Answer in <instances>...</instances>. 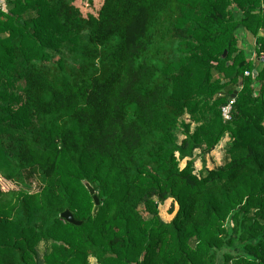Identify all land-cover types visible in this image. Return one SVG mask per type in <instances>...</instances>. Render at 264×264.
I'll list each match as a JSON object with an SVG mask.
<instances>
[{"label":"trees","instance_id":"obj_1","mask_svg":"<svg viewBox=\"0 0 264 264\" xmlns=\"http://www.w3.org/2000/svg\"><path fill=\"white\" fill-rule=\"evenodd\" d=\"M78 1L0 4V264H264V0Z\"/></svg>","mask_w":264,"mask_h":264},{"label":"rangeland","instance_id":"obj_2","mask_svg":"<svg viewBox=\"0 0 264 264\" xmlns=\"http://www.w3.org/2000/svg\"><path fill=\"white\" fill-rule=\"evenodd\" d=\"M102 3L103 0H84V1H78L76 5L81 10L82 14L86 17L88 14H92L96 16ZM251 56L253 55L251 54ZM181 138L182 137L180 136V139ZM228 142H229L228 139H224L213 153L206 156V158L204 159L205 163L202 160V156H199L200 159H197L195 162L196 170L198 172H201L204 165L206 168L209 169H213L216 166H219L223 161L224 152ZM184 166H185V162H182L181 168H183ZM0 185L5 191L16 188L14 184L5 181L1 176H0ZM171 207H172V200H168L164 205H161L159 207L160 216L167 223L171 222L178 209L177 205H174V213L171 214L170 213ZM90 264H96L95 260L91 259Z\"/></svg>","mask_w":264,"mask_h":264},{"label":"water","instance_id":"obj_3","mask_svg":"<svg viewBox=\"0 0 264 264\" xmlns=\"http://www.w3.org/2000/svg\"><path fill=\"white\" fill-rule=\"evenodd\" d=\"M5 1H6V0H0V4H3L4 7H5ZM224 57H225V54H224ZM240 85H241V84H240ZM240 89H241V88H238V89L236 90V92L234 93V95H232V99L235 98L237 92H239ZM85 187H86V189L88 190L89 194L93 197V202H94V204H95L94 214H96L97 211H98V208H99V206H100V204H101L100 199H99V197L97 196L96 191L94 190V188L91 186L90 183L85 182ZM61 218H62L63 220H65L67 223H70V224H72V225H75V226H81V225H82V222L77 221V220L75 219L74 215H73L69 210L65 211V212L61 215Z\"/></svg>","mask_w":264,"mask_h":264},{"label":"built area","instance_id":"obj_4","mask_svg":"<svg viewBox=\"0 0 264 264\" xmlns=\"http://www.w3.org/2000/svg\"><path fill=\"white\" fill-rule=\"evenodd\" d=\"M253 57H255V55L253 54ZM248 75V73H246ZM234 99H230L228 101V104H226L223 108H222V116L224 121L228 122L232 120V110H233V104H234Z\"/></svg>","mask_w":264,"mask_h":264},{"label":"crops","instance_id":"obj_5","mask_svg":"<svg viewBox=\"0 0 264 264\" xmlns=\"http://www.w3.org/2000/svg\"><path fill=\"white\" fill-rule=\"evenodd\" d=\"M263 33V32H262ZM261 33V34H262ZM243 37H245V35L243 34ZM246 38V37H245ZM250 41H252V39L250 40ZM253 44H249V43H247V42H244L243 44H245V46L248 48H253V45H254V43H255V40H253V42H252ZM253 51H251V54H253L252 53Z\"/></svg>","mask_w":264,"mask_h":264}]
</instances>
